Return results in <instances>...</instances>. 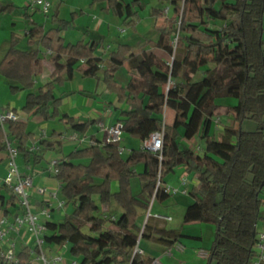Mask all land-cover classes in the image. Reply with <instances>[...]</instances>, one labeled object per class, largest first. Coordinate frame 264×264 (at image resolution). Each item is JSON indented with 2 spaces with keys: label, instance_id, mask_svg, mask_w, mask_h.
Returning <instances> with one entry per match:
<instances>
[{
  "label": "trees",
  "instance_id": "16d2710c",
  "mask_svg": "<svg viewBox=\"0 0 264 264\" xmlns=\"http://www.w3.org/2000/svg\"><path fill=\"white\" fill-rule=\"evenodd\" d=\"M96 2L104 3L105 10L117 16L125 5L124 0H91L90 4ZM129 4L133 9L141 8L140 0H130ZM171 4L173 12L168 17L159 8L151 10L156 19H164L155 26L156 41H148L150 48L170 56V63L149 49L134 52L131 46L118 44L101 66L102 58L95 54L100 40L70 43L63 37L80 12L62 19L56 7L50 15L51 27L44 29L27 12L29 7L0 3V15L20 10L27 26L24 36L28 48H18V36L11 33L0 61V76L10 92H26L23 113L40 116L43 121L58 118L72 130L85 132L90 122L60 114L61 99L52 98L51 93L56 85L71 80L74 70L83 78H97L101 71L105 89L126 106L116 120L123 123V135L143 142L152 132L163 129L161 158L141 147L120 154L117 144L94 141L54 164L59 197L71 211L57 222H45L43 242L67 244L68 254L77 264H148L142 256L132 255L142 229L139 221L152 197L158 201L169 197L163 189H156V183L158 178L163 182V177L178 166L198 180L188 192L192 203L185 208L183 223L214 226L206 264H251L256 255V224L264 219V0H171ZM128 17L131 27L140 18L137 10ZM215 23L221 24L216 27ZM39 48L54 55V69L51 80L32 91L43 70ZM125 63L130 77L121 85L114 75ZM209 64L214 66L204 70L202 79L191 80L200 67ZM222 97L235 101L227 106L233 121L232 127L224 128V139L216 141L210 137L212 117L219 107L216 100ZM165 107L174 111L169 125L163 119ZM246 119L255 123L254 130H242ZM26 127L20 120L8 121L6 133L0 127V152L6 148L5 136L23 159L27 162L31 157L33 164L44 158V152L61 146L59 135L51 133L45 138ZM194 137L203 140L200 153L182 143ZM32 145L36 149L30 151ZM138 166L142 167L140 172ZM135 178L139 188L134 193L131 181ZM8 203L15 207V196L11 195ZM112 204L121 209L119 214ZM8 212L4 207L3 214ZM140 235L165 246L180 237L177 230L148 224ZM2 249L0 246V252ZM31 251L15 244L18 264H29ZM0 264L11 263L0 257Z\"/></svg>",
  "mask_w": 264,
  "mask_h": 264
},
{
  "label": "crops",
  "instance_id": "0c3cea01",
  "mask_svg": "<svg viewBox=\"0 0 264 264\" xmlns=\"http://www.w3.org/2000/svg\"><path fill=\"white\" fill-rule=\"evenodd\" d=\"M57 1L58 3L54 7L56 8L59 6L58 7L59 17L62 19H68V17L63 18L60 15V4L63 3L64 0H57ZM0 3L12 4L16 8H21V9L27 7L26 0H0ZM102 8L105 10L104 3L102 5ZM19 11L16 10L14 11V13L11 14L0 15V61L9 47V42H10L9 39L11 33H14L16 34V36H18V44H17L18 48L22 50H26L28 48V46L25 48H21L19 46V43L21 41L25 40L26 42V38L24 35L27 30L26 22L23 20L21 13ZM27 12L32 16V19L35 20V22H37L40 25H43L44 22L48 21L45 20V18H43L41 15L37 14L38 13L37 11H31L30 9H28ZM49 12L44 16L48 17L47 19H49L50 21V15L52 12L50 14ZM79 12L80 13L76 17L74 23L72 24V27L63 32V37L66 42H70V43H75L79 40H82L84 42L92 41V40H96V41L100 40L101 47L96 49L95 54L102 58L101 65L104 66L108 62V53L110 51L115 50L118 45L115 48H112L111 45L107 44L106 45L107 47H105V43L107 42H105L104 39L95 38L97 37V33L104 26H103V20L101 18H97V16L94 14L92 16L91 22L87 21L85 23L87 27L89 26L86 30V34L82 37H79V33H77L79 32L77 22L79 19L82 18L79 15L83 13L82 10ZM72 13H78V12L74 11ZM160 24H162V22L159 23V25ZM48 28L44 27V29H48ZM104 29H106L105 30L106 32H104L105 35L109 36V33H111L109 27ZM118 44H123V43H118ZM143 49L151 50L158 59L168 62L167 61L168 55L163 50L159 48H150L149 46ZM39 50H40V55L42 57L43 70L42 73L35 78L34 88L32 89V91H36L37 88L49 82L51 80V73L53 72L54 69L53 67L54 55L47 49L39 48ZM63 61L64 58H61L60 62ZM82 66L85 67V65L83 64ZM206 68L207 67L202 66L198 69L196 73H199V71L202 70L201 73L203 74ZM62 76L65 77L66 76L65 73H63ZM129 77L130 75L128 74L127 63L123 64L114 75V79L116 80V82L121 85H125L129 80ZM85 81H88L87 82L88 85L85 84L86 83ZM100 81H101V71L98 73L97 78H83L81 73L74 70L72 73L71 80L64 81L62 84L56 85L55 88L53 89V92L51 93L52 98L61 99V105L58 109L60 114H67L68 116H71L79 121L90 122L86 131L83 133H79L72 130L69 124L60 122L58 118L53 121H43L40 116H34L32 114L26 115L25 113H23L21 111V108L23 107L25 102L26 92L19 91L17 93H11L7 82L0 76V113L5 112L7 110H10L12 112L15 111L17 117L16 120L25 122L28 132H32L36 135H42V137L45 138H47L51 133H55L59 135V139H61L62 142L60 147H56L51 151L44 152V158L41 159V161L38 163L33 164L31 157L26 162L20 153L16 159V163L20 173L23 175H30L33 179L34 187L32 188L30 193V202L32 204L33 211L39 214L41 209L43 208L49 209V217L45 218L43 215H40L39 218L40 222L45 223L46 220L55 221L52 218L55 214L54 211L55 208H57L59 211L57 214L58 217L59 214H61L60 213L61 207H58L56 205V202L54 204L53 203L54 200H52L50 204L44 202L46 197L49 195L50 191L56 192L57 197L61 199L58 195L59 184L57 180L53 177V169L51 168V162L64 160L71 151H74L77 148H83L89 146L94 141L103 142L104 133L99 128L98 123L101 122L105 125H111L115 123L116 120L118 119L119 111L121 109L126 108L124 104L117 103L116 96L110 93L109 91H107L103 84L101 86ZM92 83L93 84L95 83L94 89L92 88L93 86ZM89 85L91 86L90 90L88 89L90 88ZM99 87L102 88L99 89ZM234 103L235 101L233 99L227 100L222 103L220 102L217 103L219 104V107L216 108V114L212 117V123L214 128L213 136L218 135L220 132L224 133V128L226 127H232V123L230 122L228 123L229 119L227 120L226 123L222 124L221 117L218 111L224 110L222 114H226L228 116L227 106L233 105ZM163 115H164L165 124L168 125L171 124L174 117V111L172 109L165 107ZM216 119H218V122L215 124L214 121ZM7 124L8 122H3V123L0 122V127L3 128V131H5V133L7 132ZM124 136L127 138L124 140L122 139L120 143V145L126 150L124 153H128L131 149H138L141 147L142 142L138 138L126 134L123 135V138ZM182 141H184L186 147L193 150L195 153L197 152L200 153L201 148L203 147V143H202L203 140L199 139L198 137H194L189 141L186 140H182ZM195 148H198V151ZM50 152H54V153H50ZM6 167H7V153L5 150H3L0 152V179L6 175L7 172ZM177 168H179L178 169L179 175H181L179 178L185 180V182L181 183L179 187H176L178 189L180 188L182 193L186 195L184 197L185 207L182 210L181 221L178 223V225H175L173 227H169L168 225V222L172 221V217L165 211V208L163 209L161 205L170 200L171 194H169V197L165 201H158L157 199H154L152 197L153 200L151 199L150 205L148 207L151 216L146 218V212H147L146 211L145 215L144 216L142 215L141 217L142 219L140 218L141 221L139 222H140V228H142L145 224H148L150 227L157 229L177 230L180 234V237H178L172 245L165 246L163 244L154 242L152 240L143 239L141 238V235L139 233L138 247L143 251V255H142L143 259H147L149 261L152 258H158L163 264H206L208 249L210 248L213 237L211 238L209 247H204L202 245L201 229H203L202 227H206V226L203 225L199 227L198 225L202 224L200 222L183 223L182 221V216L185 211V208L192 203V199L188 195V192L191 187L196 186L198 184V180L192 174H187L182 166L176 167L173 173ZM141 170L142 167L138 166L137 171L140 172ZM169 178H170L169 175L163 177V183L168 185L167 182ZM172 178L173 176L171 177V179ZM37 187H44L47 192H45L44 195H40L39 193L36 192ZM112 189L113 190L116 189L115 183L112 184ZM137 191L138 189L133 192L135 193ZM11 195H12L11 192L6 187L0 186V219L2 217H6L9 220H11L13 217H16L18 214L21 213V210L20 208L17 207V205L14 207L11 206L10 203H8V199ZM156 201L160 203L159 205L160 208L158 207L155 209L154 202ZM15 203H16V199H15ZM4 207H6L9 210V212L5 215L3 214ZM111 207L114 208L115 210L118 209V207H116L115 204H112ZM70 211H71L70 207H65L64 209L65 214L69 213ZM154 214L165 216L168 217L169 219H158L153 217ZM8 237L11 241H14L17 248L18 247L20 248L21 245L27 246L32 251L34 248H36L37 251L34 252H37L38 254L40 252V249H42V248H37L35 246L33 247L35 243V238L33 234H31L29 231L26 230L25 227H21L18 231L16 230L15 232H11L8 235ZM145 243H153L154 245H156V248L159 247V249H157L156 251H150L148 248L144 246ZM44 252L47 253L51 257V259H53V255L61 256V262H63V257L66 256L65 264H68L73 260L72 257L68 254L67 244L65 246H61V245L45 243ZM203 253L206 255L202 256ZM29 264H43V263L39 259V257H33L31 258Z\"/></svg>",
  "mask_w": 264,
  "mask_h": 264
},
{
  "label": "rangeland",
  "instance_id": "374dc122",
  "mask_svg": "<svg viewBox=\"0 0 264 264\" xmlns=\"http://www.w3.org/2000/svg\"><path fill=\"white\" fill-rule=\"evenodd\" d=\"M51 3V7L49 9V14L54 10V6L58 3L57 0H48ZM57 1V2H56ZM125 1V5L123 7V10L121 11V14L119 16L117 15H113L112 13H110L109 11H105L102 8L103 3L101 2H96L93 5H91V0H64L63 3L60 4V15L63 18H70L72 12L76 11L79 12L82 10V14H80L79 16H81L82 18L78 20L77 25H78V30L79 32V37H82L86 34V30L87 27L85 25V23L87 21L92 20V16L93 14L97 16V18H101L103 20V26L102 29L97 33V39H104L105 42V47H107L106 45H111L112 48H115L118 43H127L129 44L134 52H137L145 47H148V41H154L157 39L158 37V32L155 29L156 24L159 25V23L163 22L164 18H158L156 19L152 14H151V10L153 8H159L163 11L164 17H168L171 16L172 12H173V6L171 4V0H140L141 2V8H137L133 9L130 7V0H124ZM59 7V6H58ZM165 9H167V12H165ZM31 11H37L39 15H41L43 18H45V20H48L47 22H44L43 25L45 28L51 27V23L49 21V19H47L48 17H45L44 13L40 12L39 10L36 9H30ZM137 10L138 14H139V19L136 21V24L134 27H131L129 25H127V22L130 20L131 17H128L129 14L134 11ZM83 15V16H82ZM221 23H215L216 27H219ZM212 26V25H211ZM109 27L111 33H109V36L105 35L104 32H106L104 28ZM100 37V38H99ZM108 37V38H107ZM88 39V38H86ZM19 46L21 48H25L27 47V44L24 41H21L19 43ZM99 52V51H98ZM97 52V53H98ZM99 54V53H98ZM103 54V53H102ZM167 61L168 63L171 62V57H167ZM102 66V65H101ZM214 65L213 64H209L206 65L205 67H209L212 68ZM125 68V67H124ZM123 70V69H121ZM202 70L199 71V73H196L192 79L194 82L199 81L200 79H202ZM191 79V80H192ZM86 85H88V81H85ZM96 82V81H95ZM102 81H100V85L102 86ZM92 88H95V83H92ZM86 87V86H85ZM90 88H88L89 90L91 89V86L89 85ZM167 87V84L163 86V92H165ZM102 87H99V89ZM92 89V90H93ZM227 100H232L231 98H218L216 100V103L220 102H225ZM221 117V121L222 124L226 123L228 120V123H232L233 119L232 116L228 114V116L226 114H222L224 112L223 111H218ZM163 119H164V115H163ZM241 128L244 131H251L255 129V123L251 120H244L241 124ZM213 132H214V128L212 127L211 130V139L216 140V141H222L223 132H220L218 135L213 136ZM221 137V138H218ZM127 137L124 136L123 140L126 139ZM200 139V138H199ZM182 143L184 144V141H182ZM203 143V142H202ZM185 145V144H184ZM198 151V150H197ZM50 153H54V152H50ZM179 168H177L175 170L174 173H170L168 174L170 176L167 184L171 187L176 189L175 192H171V198L168 202L162 204L161 206L163 207V209L165 208V211L172 217V221L168 222L169 227H173L175 225H178V223L181 221V215H182V210L184 209V197L186 196L184 193H182L181 189L176 188L179 187V185H181V183L183 182L182 179H180L179 177L181 175H179ZM167 175V176H168ZM173 176V178L171 179V177ZM166 177V176H165ZM179 178V181H178ZM180 183V184H179ZM131 185H132V190L136 191L139 188V184H138V180L132 179L131 181ZM184 186V185H183ZM52 192V191H50ZM59 195V194H58ZM52 202V201H51ZM55 200L53 201V203L55 204ZM57 205V202H56ZM160 203L158 201L154 202V206L155 209L156 208H160ZM64 209L65 207H62L60 209V213L59 217H58V209L55 208V214L52 217L55 221H59V218H63L65 213H64ZM114 209V208H113ZM115 210V209H114ZM117 213L119 214L121 212V209H117L116 210ZM261 212L264 213V204L262 205L261 208ZM42 219V217H41ZM47 221V220H46ZM206 226V227H202L203 229H201L202 231V245L204 247H209V244L211 242V238L213 237V233H214V227L212 224L209 223H202L200 225H198L199 227L201 226ZM256 231L257 232H264V220H259L258 223L256 224ZM44 244L41 245L40 251L43 253V255H45V257L48 260H52L51 257L45 253V242H43ZM37 247V244L34 243L33 247ZM144 246L146 248H148L150 251H156L157 249H159V247L156 248V245H154L153 243H145ZM59 255H53L54 259H57ZM33 257H39V254L37 252L31 251V258ZM65 257H63V262L61 261H56L55 264H65ZM42 261V260H41ZM70 261V260H69ZM43 263V262H42Z\"/></svg>",
  "mask_w": 264,
  "mask_h": 264
},
{
  "label": "built area",
  "instance_id": "2783aa9c",
  "mask_svg": "<svg viewBox=\"0 0 264 264\" xmlns=\"http://www.w3.org/2000/svg\"><path fill=\"white\" fill-rule=\"evenodd\" d=\"M27 7L29 9H37L40 12L47 14L51 7V3L48 0H26ZM167 12V9H165ZM170 83H167L166 89H168ZM17 119L16 114L10 110L0 113V122L15 121ZM218 119L214 121L216 124ZM99 128L104 133V140L102 143H113L118 145V152L123 154L126 150L123 148L120 143L123 139V123L115 122L111 125H105L103 123H98ZM3 130V128H2ZM5 132V131H4ZM5 151L7 153V172L6 175L0 179V184L4 185L16 199V205L20 208L21 213L18 214L13 221H9L6 217L0 219V246L3 248L0 252V257L5 262L11 264H18V260L15 256V243L11 241L8 235L11 232L18 231L21 227H25L27 231L33 234L35 238V243L39 248L43 244V235L46 232V225L43 222H40V215H43L45 218L49 217V209L43 208L40 210L39 214L35 213L32 209V204L30 202V193L34 187L33 179L30 175H23L20 173L16 159L19 155L18 150L9 142L7 136L4 139ZM92 144V143H91ZM142 149H145L152 153H158V157L161 158V151L163 148V129L160 131L152 132L149 137L142 142ZM198 150V148H195ZM30 151L35 150V146L32 145L29 148ZM56 161L51 162V168L53 169ZM54 170V169H53ZM183 180L182 183H184ZM163 189L164 192L171 194L175 192L176 189L171 188L169 185L164 184L160 178H158L156 183V189ZM36 192L40 195H44L46 189L44 187H37ZM52 200L57 202L58 207H64V201L57 197L56 192H49V195L45 199V203L50 204ZM153 200V198H152ZM151 214L149 209L146 212V218L150 217ZM153 217L158 219H169L168 217L154 214ZM113 219V217H111ZM143 229V227H142ZM141 229V231H142ZM140 231V234H141ZM62 244L61 246H65ZM255 257L251 260V264H264V232H257L255 235L254 242ZM138 254L143 255V251L138 247V240L134 245L132 250V255ZM206 254H202L205 256ZM39 259L42 260L43 264H55L56 261H61V256H58L57 259L48 260L43 253L39 252ZM70 264H77L76 261L72 260ZM149 264H163L158 258H152L149 261Z\"/></svg>",
  "mask_w": 264,
  "mask_h": 264
},
{
  "label": "clouds",
  "instance_id": "9594fccd",
  "mask_svg": "<svg viewBox=\"0 0 264 264\" xmlns=\"http://www.w3.org/2000/svg\"><path fill=\"white\" fill-rule=\"evenodd\" d=\"M139 238V237H138Z\"/></svg>",
  "mask_w": 264,
  "mask_h": 264
}]
</instances>
